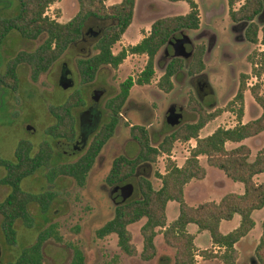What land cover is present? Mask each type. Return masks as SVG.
<instances>
[{"label": "trees", "instance_id": "obj_1", "mask_svg": "<svg viewBox=\"0 0 264 264\" xmlns=\"http://www.w3.org/2000/svg\"><path fill=\"white\" fill-rule=\"evenodd\" d=\"M57 1L59 0H19L20 7L15 16L0 15V46L13 31L27 40L44 36L43 41L33 50L18 51L9 59L6 70L9 87H19L18 68L21 64L29 67L33 80L48 72L72 45L83 40L86 25L91 20L103 21L106 24L95 38L96 53L76 60L79 82L82 85L91 83L105 66L118 68L128 54L146 55L147 61L136 79L128 77L120 84L118 92L106 100L108 120L75 161L52 166L54 150L49 142H43L33 152L32 145L25 140L19 141L14 160L0 161L5 168L1 182L10 188L7 196L0 201L1 228L9 245L16 243L14 225L17 220L31 226L33 220L29 205L37 203L40 209L46 212L54 198L50 190L41 193L23 191L20 187L22 180L40 167H45L47 178L50 180L60 176L68 177L79 186H84L102 149L120 129L123 114L127 111L131 88L135 84L145 85L151 82L155 75V59L161 50L168 59L157 82L162 91L171 92L178 78L204 79L208 84L203 71L204 57L212 47L210 38L206 44L195 45L189 56H168L166 53L173 40L180 38L187 31L200 28V11L196 0H166L172 3L184 1L189 10L185 14L156 19L151 24L148 35L118 53L113 52V47L133 21L136 0H121L110 5L107 4L108 0H77L78 11L64 23L47 14L50 6ZM2 2L4 0H0V3ZM237 2L240 4L234 8ZM228 3L233 41L236 40L235 30L239 27L242 32L240 42L260 44L263 47L259 58L251 60L255 67L254 73L259 77L263 70L260 71L257 67H264V24L260 26L256 18L264 10V0H228ZM8 6L1 7L0 10ZM222 11L223 7L220 12ZM247 79V75L241 76L238 91L228 103L227 111L232 113L236 120V124L231 127H217L212 133L200 137V130L218 115L217 112L209 113L201 97H191L187 106L197 118L175 125L158 140H153L151 128H146L145 125L150 126L148 121L144 125L130 127V136L137 146V151L134 156L121 154L113 159L104 178L105 184L112 190L136 175L141 167L147 168L154 164L160 155H170L176 141L195 140V145L191 147L183 165L178 166L175 161L168 160L165 172L157 173L161 182L159 188L156 189L149 178L140 176L137 196L114 203L111 217L95 230L98 238L114 234L117 237V245L123 252L128 255L139 254L142 260L150 261L157 254L155 238L162 233L163 241L174 250L173 264H197L195 235L187 229L189 224H195L199 231L209 232L211 244L216 250L215 256H218L223 264H237L239 251L236 244L254 229L256 223L253 213L264 207V180H256L257 176L264 174V145L252 158L250 147L242 143L264 132V96L259 93L258 84L251 88L252 96L261 108V114L255 119L243 122ZM204 90L208 92L207 88ZM84 104L82 94L77 92L71 94L64 103L50 107L49 111L55 122L48 127V135L53 140L74 142L77 134L74 111ZM229 143L238 145L228 148ZM201 156L206 157L209 166L219 169L232 181L241 183L243 191L226 193L219 201L189 205L185 200V186L193 179H204L207 173L206 168L200 164ZM169 202L179 204V214L170 223L167 222L166 215ZM236 214L240 216L238 226L222 233L221 222L232 220ZM141 220H145L140 228L143 247L138 253L132 243L129 226ZM51 238L60 239L56 223L44 227L35 242L25 247L11 264H42L43 245ZM72 250L69 264H86L84 252L77 246ZM255 255L258 264H264V220Z\"/></svg>", "mask_w": 264, "mask_h": 264}, {"label": "rangeland", "instance_id": "obj_2", "mask_svg": "<svg viewBox=\"0 0 264 264\" xmlns=\"http://www.w3.org/2000/svg\"><path fill=\"white\" fill-rule=\"evenodd\" d=\"M121 0H109L108 5L119 3ZM199 4L201 25L198 30L187 31L186 35L191 39L194 49L197 44H206L210 41L212 47L206 53L204 77L210 86L209 93L205 92L198 84L197 79L178 78L174 82L171 92L162 91L157 82L164 72L168 59L162 50L155 59V75L149 84L134 85L130 90V98L127 111L123 114L121 126L118 132L102 149L98 159L93 165L84 186H79L72 178L57 177L54 180L47 178V169L40 167L36 172L26 176L20 187L23 191L41 193L50 190L54 194L49 209L43 212L37 203L29 205L32 216L31 226L22 220L15 222L16 243L9 245L1 228L0 216V264H11L20 255L22 250L35 242L38 233L50 223L57 224L59 240L51 238L43 245L42 264H69L73 255V247H79L85 255L86 264H173L174 250L163 241L162 233L155 238L157 246L156 256L150 260H142L137 255H128L117 245V237L114 234L104 238H98L95 230L107 221L113 211L112 188L105 184L104 178L109 172L111 163L118 155L134 156L137 146L130 136L132 125H144L149 122L153 140H158L163 134L174 126L170 124L166 111L171 104L176 103L183 107L182 122L194 121L197 116L187 108L191 97H201L209 113L217 112L218 115L206 123L200 130L199 136L204 137L212 133L217 127H231L236 124L235 117L227 111L228 103L236 95L241 82V76L247 75L246 89L244 92V116L243 121L257 118L261 114V108L256 103L251 93V88L259 85V93L264 96V67L258 66L262 74L257 77L254 73L252 59H258L263 50L260 44L240 42L241 29L235 30L236 40L233 41L231 33L232 21L229 16L228 0H196ZM240 2L235 3L234 8ZM2 17L15 16L19 11V0H4L0 3ZM223 7V11H221ZM189 6L184 1L168 2L166 0H137L135 13L131 25L123 34L119 42L113 47V52L137 44L150 32L151 24L158 18L169 15L185 14ZM78 11L77 0H59L47 11V14L59 22H67ZM261 26L264 24V10L256 18ZM106 24L103 21L91 20L87 23L84 38L72 45L66 53L46 73L41 74L38 82V94H5L0 104V161L14 160L15 149L21 140L28 141L35 152L43 142H49L53 147V159L51 165L55 166L65 162L75 161L84 151H77L73 147L74 142L53 140L48 135V127L55 122L50 113V107L64 103L71 94L80 92L84 98V105L75 109L76 139L86 140V145L92 140L100 127L108 120V110L105 102L119 90L120 84L128 77L136 79L144 68L147 56L128 54L118 68L105 66L100 69L96 78L87 85L79 82L76 60L79 57H87L96 53L94 50L96 31ZM44 39L40 36L36 40H27L13 31L0 46V54L3 59L12 58L18 51L33 50ZM168 56L173 54L171 47L167 48ZM8 54V55H7ZM4 70V68H2ZM18 91H33L30 88V70L27 65L19 67ZM73 82L70 87L63 86L67 79ZM201 80V79H200ZM198 88V89H197ZM31 89V90H30ZM103 94H97L98 90ZM9 93L12 90L7 89ZM208 91V90H207ZM95 93V94H93ZM93 95L96 96L94 100ZM96 106H93V104ZM92 115L91 126L88 127L89 116ZM252 152V158L264 145V132L256 137L244 140ZM195 140L188 142L176 141L170 155L162 154L157 161L149 167H141L138 173L125 183L133 185L134 191L130 196L138 194V178H149L157 189L161 182L157 173L163 174L168 160L175 161L178 166L183 165L189 156ZM238 144L227 145L228 148ZM200 164L207 170L204 179H193L185 188V200L191 206H196L206 201H219L229 192L241 193L243 185L234 182L217 168L209 166L204 156L200 157ZM5 175V168L0 164V201L10 191V188L2 184L1 179ZM257 181L264 180V174L257 176ZM124 184V183H123ZM122 185V184H120ZM179 214V204L169 202L166 215L170 223ZM255 227L248 235L242 238L236 248L239 251L237 264H258L255 249L262 234V222L264 220V207L253 213ZM145 220H141L129 226L132 234V243L138 253L143 247L140 228ZM240 216L235 215L230 221L220 224V231L227 233L238 226ZM187 229L195 235L197 264H223L222 260L215 256V248L211 244L208 231H199L195 224H189Z\"/></svg>", "mask_w": 264, "mask_h": 264}, {"label": "water", "instance_id": "obj_3", "mask_svg": "<svg viewBox=\"0 0 264 264\" xmlns=\"http://www.w3.org/2000/svg\"><path fill=\"white\" fill-rule=\"evenodd\" d=\"M99 31V30H98ZM192 41L188 35L184 34L180 38H177L171 42V48L173 50L174 56L185 57L189 56L192 52ZM63 86L70 87L73 85V82L68 78L63 83ZM176 106V107H175ZM182 111L183 107L180 105L171 106L167 111V116L170 124L173 126L178 125L182 121ZM91 126V123L88 124V127ZM76 144L85 146L86 140L78 139ZM134 188L133 185L127 183L125 185L117 186L113 189V194L116 196L114 203L122 202L133 194Z\"/></svg>", "mask_w": 264, "mask_h": 264}, {"label": "flooded vegetation", "instance_id": "obj_4", "mask_svg": "<svg viewBox=\"0 0 264 264\" xmlns=\"http://www.w3.org/2000/svg\"><path fill=\"white\" fill-rule=\"evenodd\" d=\"M101 32V30H99V31H96L95 33H96V35H98L99 33ZM8 55V54H7ZM8 59H3V56L0 54V104H1V102H2V99H3V97H4V95L5 94H38V92H40L41 90L40 89H38V82H39V78H40V76L38 77V79L37 80H33L32 78H31V75H30V83L29 84H27L26 82H25V85H29V87L30 88H33V91L31 90V91H23V90H19L18 91V89L20 88V86L17 88V89H13V88H11V87H9V85L7 84V79H6V70H7V63H8ZM21 65H24V64H21ZM20 65V66H21ZM26 65V64H25ZM19 66V67H20ZM2 68H4V70H2ZM18 71H19V68H18ZM20 80V79H19ZM198 82H199V86L200 87H202V89H205V88H207V90H208V92H209V90H210V86L207 84V82L203 79V80H200V79H198ZM20 84V83H19ZM7 89H10V90H12L11 91V93H9L8 91H7ZM198 89V88H197ZM104 93V91L103 90H98L97 91V94H103ZM93 94H95V93H93ZM96 96H94L93 95V98H94V100H96V98H95ZM174 105H176V103H173V104H171V106H174ZM93 106H96V104L94 103L93 104ZM170 106V107H171ZM169 107V108H170ZM176 107V106H175ZM168 108V109H169ZM168 111V110H167ZM167 111H166V113H165V116L166 117H168L167 116ZM92 118H93V116L92 115H90L89 116V120L90 121H88V124L89 123H91V120H92ZM168 120V119H167ZM76 141H77V139L74 141V144H73V147H76V150L77 151H81V150H83L84 148H85V146H86V144H85V146H81L80 144H76ZM87 143V142H86ZM125 184H127V183H124V184H122V185H125ZM119 186H121V185H119ZM111 194H113V190H112V192H111ZM115 199V197L113 198L112 197V202L114 203V200Z\"/></svg>", "mask_w": 264, "mask_h": 264}, {"label": "crops", "instance_id": "obj_5", "mask_svg": "<svg viewBox=\"0 0 264 264\" xmlns=\"http://www.w3.org/2000/svg\"><path fill=\"white\" fill-rule=\"evenodd\" d=\"M108 1H109V0H108ZM108 1H107V2H108ZM136 1H137V0H136ZM243 122H244V121H243ZM222 222H223V221H222ZM222 222H221V223H222Z\"/></svg>", "mask_w": 264, "mask_h": 264}]
</instances>
